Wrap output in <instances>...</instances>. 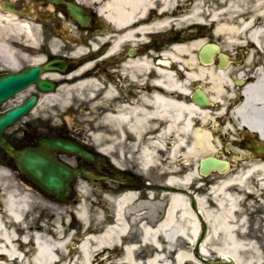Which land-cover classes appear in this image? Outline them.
<instances>
[{"label": "flooded vegetation", "instance_id": "af4514ba", "mask_svg": "<svg viewBox=\"0 0 264 264\" xmlns=\"http://www.w3.org/2000/svg\"><path fill=\"white\" fill-rule=\"evenodd\" d=\"M5 6L14 8L15 28L4 36L11 50L34 58L29 64H51L40 74L51 88L29 84L2 107L35 96L30 110L5 130L10 143L44 147L75 171L76 190L89 185L118 193L130 188L166 192L169 180L182 176L181 162L171 154L178 135L175 115L186 117L181 105L190 103L207 109L211 97L201 74L202 47H191L201 35L198 25L184 21L189 0H0V12ZM216 47L208 59L229 70L236 89L250 83L264 62V49L258 51L253 42L230 51ZM223 51L228 52L225 64ZM26 61L18 68L29 66ZM85 79L97 84L93 90L68 89ZM60 92L66 97L62 103ZM192 126L199 128L197 121ZM96 134L105 136V145ZM251 136L234 140L249 150L238 163L264 161ZM53 138L99 155L91 160L41 144ZM183 138L190 142L192 134ZM145 152L150 160L143 165ZM200 176L207 182L212 173Z\"/></svg>", "mask_w": 264, "mask_h": 264}, {"label": "bare ground", "instance_id": "6f19581e", "mask_svg": "<svg viewBox=\"0 0 264 264\" xmlns=\"http://www.w3.org/2000/svg\"><path fill=\"white\" fill-rule=\"evenodd\" d=\"M193 2L186 10L185 21L213 24L214 34L210 36L223 39L220 44L223 43L224 49L230 51L234 45L241 44L240 37L244 35L249 43L263 46L264 0H230L225 19L221 12L204 10L199 0ZM241 11H247L250 16L239 19L233 15ZM8 22L9 16L0 14V32ZM206 39L200 37L198 41H192L191 47L203 46ZM212 51L213 46L209 49L210 53ZM17 58L18 54L0 37V60L14 68ZM255 72L250 83L236 89L229 81V70L218 67L211 60L204 62L201 74L211 95L209 105L207 109L192 103L181 105L186 117L179 119L178 113L175 115L178 135L171 154L177 157L181 154L179 159L185 161V172L179 178L172 177L171 184L185 189L192 184L198 175L195 162L215 150V131L233 136L237 132L239 136L238 128L247 126L264 138V62ZM95 85L92 80L85 79L72 83L68 89L90 86L88 89L93 90ZM58 95L61 103L64 102L63 93ZM174 107L178 108L177 104L174 103ZM194 121L198 122L199 128L192 126ZM187 134H192L190 142L183 138ZM98 136L96 134L95 138ZM243 136L251 137L247 132ZM149 160L148 152L140 158L143 165ZM220 176L215 175L216 183L205 194L193 195L189 190L158 194L145 190L146 197L139 198L140 192L132 188L119 193L109 190L102 194L108 200L106 204L87 202L86 199L74 209L57 207L50 230H38L40 226L36 230L25 228L19 237L10 229L5 217L24 222L27 194L17 196L13 192L0 196V264H206L213 255L220 257L222 264L232 261L237 264L239 248L251 249L261 258L258 246L242 239L247 235L246 221L238 207L243 193L247 197L264 190V161L252 162L246 169L224 178ZM67 216L72 219H66ZM200 223L206 229L201 239ZM75 239H80L78 247L71 246ZM30 240L31 247L28 245ZM193 245L197 249L195 255L191 252ZM261 263L262 259L258 260L257 264Z\"/></svg>", "mask_w": 264, "mask_h": 264}, {"label": "rangeland", "instance_id": "374dc122", "mask_svg": "<svg viewBox=\"0 0 264 264\" xmlns=\"http://www.w3.org/2000/svg\"><path fill=\"white\" fill-rule=\"evenodd\" d=\"M197 2V1H196ZM195 2V3H196ZM228 2L230 0H199V4L203 7L204 10H212L216 12H221L223 16L227 15V6ZM254 3V2H253ZM242 12V13H241ZM239 13H233V15L236 18H246L247 16H250L249 14L247 15V11H241ZM227 16L223 17L225 19ZM8 27L9 29H5V27ZM200 34L205 33L204 30L213 32L212 26L210 27L209 25H204L200 24ZM10 28H14L13 25L6 23L5 26L2 28L0 33H6L7 31L10 30ZM246 36H241L240 40L243 42L245 41ZM220 38L218 41L220 42ZM240 41V42H241ZM221 48H224L221 46ZM262 48H257L258 51L262 52ZM234 50V49H233ZM18 59V58H17ZM34 58H30V56H27V61L26 63L29 64V62H32L31 60ZM23 61H25L23 58H20L15 64V68H18L17 65L21 64ZM6 65L4 64L3 61L0 60V71H5ZM215 131V130H214ZM234 133V132H233ZM218 131L213 133L214 138V143L216 144L215 150L211 153L212 155H219L222 158L226 159H232L235 157V155H241L242 151L239 149L237 146L233 147L230 144H227L226 141H223L221 137H219ZM227 136L224 137H229L232 135V133L225 134ZM100 138H103L101 136ZM103 142L102 144L105 145V136L103 139H101ZM14 165L11 163V160L9 157L6 156V154L0 149V196L5 197L10 193H17V196H22L24 194H27V205L23 208V218L24 222L22 223H13L9 219V217H5L7 219V223L10 226V229L13 231H19L18 234L21 232L22 234L25 232V228L33 229L36 230L38 226H40L39 229H48L50 230V227L52 226V223L55 221L53 216L54 214V209L55 208H71L74 209L75 205H77L81 201H86L90 202L93 200L94 202L98 203L104 202L105 204L107 203V198L104 197V193L108 192L109 190L112 189H105L103 187H93L89 188L88 186L80 191V193H77L76 196L69 195L68 199L66 201H59L55 200L53 198H50L48 196L41 195L33 190L30 189V183L28 182L27 177H24L18 173V171L15 169ZM232 168V166H230ZM238 172V169L236 170H227L225 172V175H231L235 174ZM199 174V173H198ZM225 175H221L219 178H224ZM218 178V179H219ZM217 178H211L204 184L201 182V178L197 176V178L194 180L192 184L188 187V190L195 194H205L206 190L212 185L216 183ZM197 180V181H196ZM196 190V188H198ZM140 194V193H139ZM89 195V196H88ZM246 194L243 193L242 201L239 204V211H242L244 216H245V232H247V235L245 237H242L244 242H251L252 245L258 246L259 251L262 252L261 258H258L255 253H253L250 249V251L244 250L243 248L238 249V254L237 256V264H250V262L257 264L258 260L262 259V263L264 264V190H259L255 195L253 196H245ZM88 196V197H87ZM141 197H146V194H144L143 190H141V194L139 198ZM64 219V217H61ZM66 219H72L71 217H65ZM75 218V216H74ZM24 227H23V226ZM75 226L78 225L77 223L74 224ZM33 226V227H31ZM201 223H200V231H201ZM206 230V229H205ZM78 241V239H76ZM75 240V241H76ZM32 241L30 240L29 247L32 246ZM195 245H193L191 252L192 254L195 255ZM117 255V252L114 254ZM209 259V258H208ZM220 259L216 255H213V257H210V260H218Z\"/></svg>", "mask_w": 264, "mask_h": 264}, {"label": "water", "instance_id": "95a60500", "mask_svg": "<svg viewBox=\"0 0 264 264\" xmlns=\"http://www.w3.org/2000/svg\"><path fill=\"white\" fill-rule=\"evenodd\" d=\"M40 68L30 67L24 71L8 72L0 75V103L7 99L9 95L29 84L30 81H37ZM43 82V81H41ZM34 98H30L18 107L9 109V111L0 114V146L3 147L10 156L14 157L18 167L27 173L32 180L36 181L43 190L49 193H54L57 197L66 199L70 192V170L66 166L58 165L49 160V157L42 154L39 150L33 147H25L22 150H17L1 136L3 128L13 122L21 113L26 112ZM53 145L62 147L63 149L79 150L76 145L69 142L53 140ZM226 160L213 156L203 157L201 160L202 172H208L211 169L217 168L223 170ZM231 264H235L231 262Z\"/></svg>", "mask_w": 264, "mask_h": 264}]
</instances>
